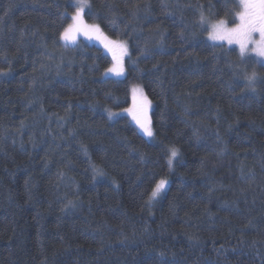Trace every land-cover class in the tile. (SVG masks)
Segmentation results:
<instances>
[{
  "label": "trees",
  "instance_id": "obj_1",
  "mask_svg": "<svg viewBox=\"0 0 264 264\" xmlns=\"http://www.w3.org/2000/svg\"><path fill=\"white\" fill-rule=\"evenodd\" d=\"M78 4L0 0V264H264V63L207 37L239 0H87L127 57L61 38Z\"/></svg>",
  "mask_w": 264,
  "mask_h": 264
},
{
  "label": "snow or ice",
  "instance_id": "obj_2",
  "mask_svg": "<svg viewBox=\"0 0 264 264\" xmlns=\"http://www.w3.org/2000/svg\"><path fill=\"white\" fill-rule=\"evenodd\" d=\"M87 5V0H79V7L77 11L73 15V20L77 21V25L74 27L73 25H69L68 28L64 30L61 34V38L64 40L72 39L73 37L70 35L71 31H84L85 34L88 32H98V25H86L83 23L81 19V13L84 7ZM239 6L241 7V11L236 13V17L238 19V23L235 24L234 27L228 28L224 21H219L216 24H212L211 31L209 32V38L212 40H221L226 41L229 44L236 43L239 45L241 56H244L249 51L255 53L259 57H264V0H239ZM203 20V16L201 17ZM258 35V39L256 36ZM111 45L110 50L119 49L121 54H127L126 45L123 43H117L114 41H109L106 44V47ZM115 56V51H114ZM109 72H114L117 75L123 72L122 64L119 62L112 68L107 69ZM249 82H253L255 80V74L253 73L248 77ZM150 104L147 101L146 97H143L142 94V104L139 110V114H134V119L140 125L141 129L144 133L151 137L153 136V132L150 127V122L146 117V108ZM125 111H130L129 109H125ZM112 115L111 113L109 114ZM178 156V151L175 148L170 149L169 156V165H171L172 160ZM167 182L165 180H160L151 193V198H156L159 192L164 188ZM71 203V202H69Z\"/></svg>",
  "mask_w": 264,
  "mask_h": 264
},
{
  "label": "rangeland",
  "instance_id": "obj_3",
  "mask_svg": "<svg viewBox=\"0 0 264 264\" xmlns=\"http://www.w3.org/2000/svg\"><path fill=\"white\" fill-rule=\"evenodd\" d=\"M78 2H79V0H77V4H78ZM78 7H79V4H78ZM78 7H77V8H78ZM85 8H86V7H84V9H83V11H82V13H81V19H82L83 23L86 24V25H89V26H91V25H98V26H99V31H98V32H88L87 34L90 35V36H91L96 42H98L103 48L107 49V50H108L109 52H111L112 54H114V51H116L117 49H115V50L113 51V50H110L111 45H110L109 47H106L105 45L108 44L109 41H116L117 43H123L124 45H126V48H127V54H123V56H124V57H127V56H128V53H129L128 45H127L124 41H120V40H117V39L114 40L113 38L109 37L108 34L103 30V28H102L98 23H90V22H88V21L86 20V18H85V15H84V13H85ZM241 10H242V9H240V11H241ZM76 11H77V10H76ZM240 11H239V12H240ZM74 14H75V13H74ZM74 14H73V15H74ZM73 15H72V17H73ZM219 21H224L225 24H226V26H227L228 28H232V27H234L235 24L239 22L238 19H237V22H236L235 24H230L227 20H216V21H212V22H209V32L211 31V27H210V26H211L212 24H216V23H218ZM71 25H73L74 27L77 25V21H74L73 18H72ZM79 32H81V33H85L84 31H79ZM209 32H208L207 37H208V39H209L210 41H212V42H216V43H225V44H227L228 46H233V47H236V48H238V49L240 50L239 45L236 44V43L229 44V43H227L226 41L212 40V39H210V38H209ZM70 35L73 37V40L75 39L74 36H77V35H73L72 32L70 33ZM256 38H257V39L259 38L258 35L256 36ZM77 39H78V37H77L74 41H76ZM64 41L67 42V43H72V42H74V41H71V40H64ZM121 55H122V54H121ZM245 55L253 56V57H255L256 59H258L259 61H261L262 63H264V57H259V56H257L255 53H253V52H251V51H249V52H248L247 54H245ZM132 92H133V89H132ZM142 94H143V97H146V98H147V101L150 102V104H149V105L147 106V108H146V117H147V120L150 122V127H151V130H152V110H153V102H152V101L150 100V98L147 96V94L145 93V91H144L142 88L138 87V86L136 87V90H135V92H134V96H133V97L138 98L139 106L141 107V104H142ZM123 111H124V109L118 111V112H117L116 114H114V115H117V114H123ZM127 112H128V111H127ZM139 127H140V125H139ZM140 130H141V132H142L147 138L150 139V137L147 136V135L144 133V131L141 129V127H140ZM171 165H173V161H172ZM162 180H165L167 183L165 184L164 188L159 192V194L157 195L156 198L153 199V198L150 197V200H151L152 202L155 201L157 198H161V197L165 194V192H166V190H167V187H168V185H169V179L164 178V179H162Z\"/></svg>",
  "mask_w": 264,
  "mask_h": 264
},
{
  "label": "bare ground",
  "instance_id": "obj_4",
  "mask_svg": "<svg viewBox=\"0 0 264 264\" xmlns=\"http://www.w3.org/2000/svg\"><path fill=\"white\" fill-rule=\"evenodd\" d=\"M241 9V8H240Z\"/></svg>",
  "mask_w": 264,
  "mask_h": 264
}]
</instances>
